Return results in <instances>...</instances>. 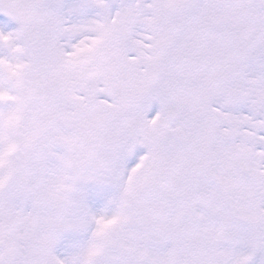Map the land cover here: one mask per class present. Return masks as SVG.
I'll list each match as a JSON object with an SVG mask.
<instances>
[{"label":"snow or ice","instance_id":"1","mask_svg":"<svg viewBox=\"0 0 264 264\" xmlns=\"http://www.w3.org/2000/svg\"><path fill=\"white\" fill-rule=\"evenodd\" d=\"M0 264H264V0H0Z\"/></svg>","mask_w":264,"mask_h":264}]
</instances>
